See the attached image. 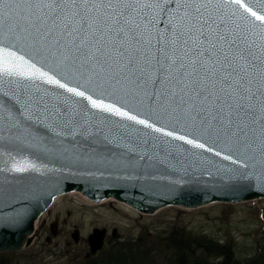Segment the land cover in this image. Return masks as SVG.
Masks as SVG:
<instances>
[{
  "label": "water",
  "instance_id": "1",
  "mask_svg": "<svg viewBox=\"0 0 264 264\" xmlns=\"http://www.w3.org/2000/svg\"><path fill=\"white\" fill-rule=\"evenodd\" d=\"M211 3L231 5L208 11L238 38L246 57L239 63L253 66L246 76L255 97L246 103L250 111L233 114L231 123L156 102L127 81L117 83L30 40L6 38L0 28V253L27 248L39 216L71 193L94 204L111 199L143 215L264 199V22L251 15H264V0H241L251 11L234 0ZM13 64L17 70L9 75L4 68ZM30 65L47 76L33 74ZM50 232L55 236L54 225ZM104 237L103 229L88 235L91 254ZM70 238L78 243L79 232Z\"/></svg>",
  "mask_w": 264,
  "mask_h": 264
},
{
  "label": "snow or ice",
  "instance_id": "2",
  "mask_svg": "<svg viewBox=\"0 0 264 264\" xmlns=\"http://www.w3.org/2000/svg\"><path fill=\"white\" fill-rule=\"evenodd\" d=\"M234 3L251 11L241 0ZM230 6L211 0H0V28L6 38L30 40L39 50L59 53L89 71L118 78L117 83L127 81L156 102L231 123L233 114L249 113L246 103L255 97L246 80L253 66L239 63L246 57L238 38L208 11ZM251 15L264 22V15ZM16 70L15 64L4 68L9 75ZM260 76L264 81V65ZM67 91L84 96L74 88Z\"/></svg>",
  "mask_w": 264,
  "mask_h": 264
},
{
  "label": "rangeland",
  "instance_id": "3",
  "mask_svg": "<svg viewBox=\"0 0 264 264\" xmlns=\"http://www.w3.org/2000/svg\"><path fill=\"white\" fill-rule=\"evenodd\" d=\"M93 229L105 230V237L101 249L91 254L86 239ZM74 230L79 232L76 244L70 238ZM173 233L228 246L242 264H264V199L193 210L166 207L143 215L114 200L93 204L78 193L63 195L39 216L31 244L19 252L0 253V264H99L121 243L137 244L146 252V264H177L175 244L183 247L185 242L180 236L172 244ZM189 245L195 253L186 263H215L209 246L200 250L194 243Z\"/></svg>",
  "mask_w": 264,
  "mask_h": 264
},
{
  "label": "trees",
  "instance_id": "4",
  "mask_svg": "<svg viewBox=\"0 0 264 264\" xmlns=\"http://www.w3.org/2000/svg\"><path fill=\"white\" fill-rule=\"evenodd\" d=\"M179 236H176V235ZM172 237L169 238L171 240L172 244H175V238H183L182 240L185 243L183 247H181L178 244H175V247L178 250V254L176 256V261L177 264H185L186 263V258H193V254L195 251H191L193 247H191L189 244L194 243L195 246L202 250L201 248H206L212 251L213 257L215 260L214 264H242L239 259L236 258L234 255V252L231 250L230 247L228 246H219L216 244H207L204 240H196V239H190L187 237L183 236V233H173L171 234ZM190 250V252H189ZM204 253V251H203ZM147 255L146 252L139 250L137 247V244H126V243H121L119 244V247L116 246L115 252H111L110 254H105L104 257L99 261V264H146L147 263ZM210 262V261H209ZM88 264H91L90 262ZM186 264H212V263H207V262H197V261H190L189 263Z\"/></svg>",
  "mask_w": 264,
  "mask_h": 264
},
{
  "label": "bare ground",
  "instance_id": "5",
  "mask_svg": "<svg viewBox=\"0 0 264 264\" xmlns=\"http://www.w3.org/2000/svg\"><path fill=\"white\" fill-rule=\"evenodd\" d=\"M36 223H37V221H36L35 224H34V230H35V231H36ZM35 231H34V232H35Z\"/></svg>",
  "mask_w": 264,
  "mask_h": 264
}]
</instances>
